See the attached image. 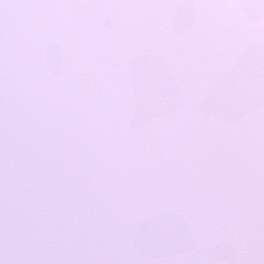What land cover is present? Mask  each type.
Segmentation results:
<instances>
[{
	"label": "snow or ice",
	"instance_id": "6c2138e0",
	"mask_svg": "<svg viewBox=\"0 0 264 264\" xmlns=\"http://www.w3.org/2000/svg\"><path fill=\"white\" fill-rule=\"evenodd\" d=\"M0 264H264V0H0Z\"/></svg>",
	"mask_w": 264,
	"mask_h": 264
}]
</instances>
